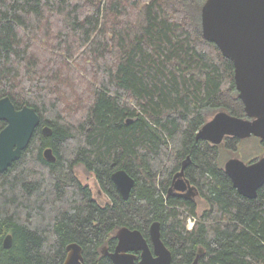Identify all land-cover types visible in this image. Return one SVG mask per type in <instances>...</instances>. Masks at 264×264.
I'll list each match as a JSON object with an SVG mask.
<instances>
[{"label":"trees","instance_id":"trees-1","mask_svg":"<svg viewBox=\"0 0 264 264\" xmlns=\"http://www.w3.org/2000/svg\"><path fill=\"white\" fill-rule=\"evenodd\" d=\"M204 2L0 0V98L41 116L0 173V264H64L71 242L88 264H114L103 250H114L117 231L139 229L150 242L154 221L176 264L199 252L200 264H264V185L242 195L223 162L222 147L238 151L242 139L196 137L220 110L246 116L233 62L203 37ZM187 156L186 175L208 203L200 213L197 199L168 194ZM80 164L108 204L79 178ZM119 168L136 179L128 199L112 179Z\"/></svg>","mask_w":264,"mask_h":264},{"label":"water","instance_id":"water-1","mask_svg":"<svg viewBox=\"0 0 264 264\" xmlns=\"http://www.w3.org/2000/svg\"><path fill=\"white\" fill-rule=\"evenodd\" d=\"M203 37L215 43L222 54L234 64L238 97L244 102L245 117L220 110L197 132V139L221 144L227 136L246 139L252 136L264 141V0H205L201 9ZM0 121L6 125L0 131V173L19 160L41 125V116L33 106L17 108L10 96L0 98ZM129 122L131 119L128 120ZM43 135L53 132L49 125L41 128ZM44 157L56 161L52 147L44 149ZM191 162L187 156L182 168L174 176L169 195H197V189L185 177ZM225 171L239 193L256 198L264 185V154L247 162L233 156L224 163ZM112 179L121 195L128 199L136 179L126 169L119 168ZM150 242L139 229L122 227L117 231L118 243L114 250L104 253L114 264H176L173 254L162 239L161 223L154 221L149 229ZM13 235L7 234L4 246L11 248ZM137 251L140 252L138 263ZM201 252L191 264H200ZM64 264H88L83 246L71 242L67 246Z\"/></svg>","mask_w":264,"mask_h":264},{"label":"rangeland","instance_id":"rangeland-1","mask_svg":"<svg viewBox=\"0 0 264 264\" xmlns=\"http://www.w3.org/2000/svg\"><path fill=\"white\" fill-rule=\"evenodd\" d=\"M215 114L211 115L209 119H211ZM260 139L258 137L252 136L250 138L242 139L241 143L238 147V151H231L222 147L223 149V162L230 157L237 156L242 158L245 161H250L256 157L262 156L264 154L263 149L261 148ZM223 145V144H222ZM76 172L82 182L86 185H89L92 189L94 198L102 205H106L110 202V197L104 193L100 187V184L95 176V174L87 168L80 164L76 167ZM198 212H202L205 208L208 207L207 201L198 196Z\"/></svg>","mask_w":264,"mask_h":264},{"label":"flooded vegetation","instance_id":"flooded-vegetation-1","mask_svg":"<svg viewBox=\"0 0 264 264\" xmlns=\"http://www.w3.org/2000/svg\"><path fill=\"white\" fill-rule=\"evenodd\" d=\"M256 160H257V159H256ZM183 162H184V161H183ZM247 162H250V161H247ZM182 165H183V164H182ZM181 168H182V167H181ZM180 170H181V169H180ZM180 170H179V171H180ZM179 171H178V172H179ZM174 176H175V175H174ZM185 177H186L187 179H189V178L187 177L186 173H185ZM173 181H174V178H173ZM173 181H172V184H173ZM189 181H190V180H189ZM190 182H191V181H190ZM172 184H171V186H172ZM191 184H192V183H191ZM192 185H193V184H192ZM171 186H170V187H171ZM169 189H170V188H169ZM196 191H197V190H196ZM173 193H174V194H172L173 196H181V197H184V198H187V199H189V198L197 199V197L199 196L198 193H197V195H195V196H194L193 194H189L188 196H185V195H178V193H177V192H174V191H173ZM168 194H169V191H168ZM116 245H117V244H116ZM136 253H137V256H138L137 259H138V261H139V259H140V252L137 251ZM136 263H137V260H136Z\"/></svg>","mask_w":264,"mask_h":264},{"label":"built area","instance_id":"built-area-1","mask_svg":"<svg viewBox=\"0 0 264 264\" xmlns=\"http://www.w3.org/2000/svg\"><path fill=\"white\" fill-rule=\"evenodd\" d=\"M194 223H195V220L193 218H190L189 219V225H188L189 229H192L193 228Z\"/></svg>","mask_w":264,"mask_h":264},{"label":"bare ground","instance_id":"bare-ground-1","mask_svg":"<svg viewBox=\"0 0 264 264\" xmlns=\"http://www.w3.org/2000/svg\"><path fill=\"white\" fill-rule=\"evenodd\" d=\"M189 225V224H188ZM189 228V227H188ZM193 229V228H192Z\"/></svg>","mask_w":264,"mask_h":264}]
</instances>
